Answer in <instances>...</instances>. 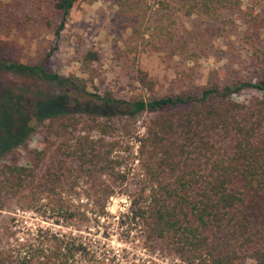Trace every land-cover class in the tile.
<instances>
[{"label":"trees","instance_id":"16d2710c","mask_svg":"<svg viewBox=\"0 0 264 264\" xmlns=\"http://www.w3.org/2000/svg\"><path fill=\"white\" fill-rule=\"evenodd\" d=\"M107 1L131 21L130 50L159 52L169 46L172 56H197L198 35L195 29H184L182 17L222 21L225 14L240 11L252 37L261 36L264 27L257 8L264 0ZM77 2L48 0L47 8L61 18L58 39ZM41 16L51 26L50 16ZM9 26L0 14V44L7 43L1 28ZM100 60V52L89 50L79 62L90 71ZM48 63L0 60L2 75L61 88L53 97L32 101L28 114L19 103L0 106V115L5 117L2 111L8 110L0 127V211L28 192L22 207L27 210H49L53 217L78 224L89 220L90 206L98 217L104 216L105 202L115 191L100 176L127 179L117 170L122 162L114 159L118 140L130 135L140 116L149 114L141 153L149 150L158 158L147 163L130 220L142 221L150 247L187 264H264V53L254 80L223 84L213 76L203 82L187 75L176 91L165 94L137 64L133 74L141 92L131 99L89 91L88 79L56 73ZM249 90L256 95L237 99ZM34 122L62 140L58 148L65 156L42 175L37 172L42 152H36L34 164L1 163L7 151L35 130ZM68 158L79 166L70 169ZM82 178L93 185L80 189ZM43 199L48 200L45 208ZM20 230L17 225L0 229V264H130L82 236Z\"/></svg>","mask_w":264,"mask_h":264},{"label":"rangeland","instance_id":"374dc122","mask_svg":"<svg viewBox=\"0 0 264 264\" xmlns=\"http://www.w3.org/2000/svg\"><path fill=\"white\" fill-rule=\"evenodd\" d=\"M47 3L48 0H0V14L5 22L10 23L9 27L1 28V34L7 43L0 44V60L19 59L23 63H33L48 59V66L56 73L65 76L75 74L88 79V90L92 92L102 94L111 92L115 97L125 99L140 94V87L133 74L137 64L158 82L159 93L165 94L176 91V88L180 87V81L185 80L187 75L203 82L213 76L223 84L238 80H254L261 58L263 60L264 27L261 36L252 37L240 11L225 14L222 21L203 17L194 19L182 17L180 24L184 29H195L198 35L196 42L199 45L196 46L198 55L190 57L182 54L172 56L169 46L159 52L151 48L143 51L142 47L130 50L131 21L107 0H78L58 39L55 31L61 18L51 13ZM257 8L259 12L261 11L260 17L264 18V3ZM43 14L50 16L48 20L51 26L47 25L46 20L41 21ZM89 50L100 52L101 60L93 65V70L86 71L79 60ZM60 91V87L47 83L24 82L15 79L13 75L0 74V106L10 102L19 103L24 106L22 110L24 114L29 113L27 109L32 101L48 99ZM254 95H256L254 91H244L237 99L245 101ZM2 112L6 113V117L8 110L4 109ZM5 117L3 114L0 115V127ZM150 117L149 114L140 116L133 123L130 135L118 140L120 145L114 153V159L122 162L117 170L126 174L127 179L114 181L108 175L100 176V179L106 185H111L115 191L105 202L104 216L98 217L90 210V206L87 212L89 220L84 224H78L64 218L53 217L49 210L46 214L43 210L41 212L36 209L27 210L22 208L26 205L24 196L28 193L26 192L11 199L6 210L0 211V229L17 225L21 233L27 232L28 229L32 231L42 229L82 236L94 247L112 251L120 255L125 263L130 264L147 262L187 264L166 255L158 247L156 249L150 247L142 221L130 220L134 200L146 180L147 163L152 164L158 158L149 153V150L141 153V139ZM36 124L34 122L35 130L21 145L3 155L2 164L7 162L20 166H26L30 162L34 164L36 152H42L44 154L37 171L42 175L65 157L60 154L58 148L62 140L50 133L46 125ZM91 133L98 134L97 131ZM78 166L79 164L68 158L70 169ZM91 185L93 183L86 178L80 179V189L90 188ZM78 202L71 201L74 205ZM82 202L86 204L88 201L85 199ZM41 203L45 208L48 200L43 199ZM90 203L93 204L91 201ZM13 217L17 220L13 221Z\"/></svg>","mask_w":264,"mask_h":264}]
</instances>
